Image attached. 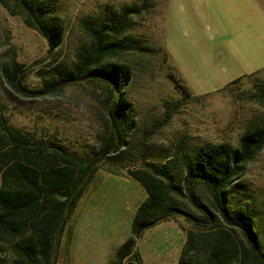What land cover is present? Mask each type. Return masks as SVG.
<instances>
[{
  "label": "rangeland",
  "instance_id": "1",
  "mask_svg": "<svg viewBox=\"0 0 264 264\" xmlns=\"http://www.w3.org/2000/svg\"><path fill=\"white\" fill-rule=\"evenodd\" d=\"M46 1L65 26L61 44L50 55L45 39L11 11V1L0 0V64L14 59L31 68L21 81L27 88H41L72 65L75 51L89 41L84 21L115 16L123 7L138 10L131 13L124 33L134 46L111 57L131 69L123 91L125 116L132 120L129 136L87 184L55 252L56 264H110L131 235L133 214L146 196L130 170L144 163L162 165L171 155L192 154L201 145L234 147L247 128L264 123L259 98L264 97V69L240 76L252 71L256 60L264 66V0H252L247 12L231 1L222 9L216 0ZM246 35L253 37L254 58L247 59ZM108 95L93 81L64 86L55 95L24 98L6 86L0 73V110L10 125L83 157L109 136ZM174 165L170 170L178 178L182 170ZM195 193L207 202L203 188L196 187ZM227 196L230 209H245L255 218L264 250V149ZM176 202L183 211L201 215L186 200ZM191 227L178 215L147 229L136 242L140 263L177 264ZM3 258L9 260L6 254Z\"/></svg>",
  "mask_w": 264,
  "mask_h": 264
},
{
  "label": "trees",
  "instance_id": "2",
  "mask_svg": "<svg viewBox=\"0 0 264 264\" xmlns=\"http://www.w3.org/2000/svg\"><path fill=\"white\" fill-rule=\"evenodd\" d=\"M10 1L11 11L21 14L24 23L45 39L46 55H50L63 40V20L46 0ZM137 11L123 7L114 17L84 21L87 45L75 51L72 65L60 78L46 81L41 88L21 83L31 68L14 59L1 62L4 83L24 98L55 95L62 87L81 82L100 83L109 92V136L91 156L83 157L10 125L0 110V264H56L57 243L87 184L100 164L125 146L132 120L125 116L123 91L131 69L111 57L134 46L124 33L131 13ZM259 98L264 101L262 94ZM262 149L264 123L247 128L234 147L201 145L192 154L171 155L162 165L144 163L143 168L130 170L146 196L134 212L131 235L117 248L110 264H141L137 240L147 229L178 215L192 227L186 230L177 264H264L257 221L245 209L232 210L227 204L229 189ZM176 162L182 170L178 178L170 170ZM196 187L205 191L206 203L198 198ZM177 198L199 209L201 215L183 211Z\"/></svg>",
  "mask_w": 264,
  "mask_h": 264
},
{
  "label": "crops",
  "instance_id": "3",
  "mask_svg": "<svg viewBox=\"0 0 264 264\" xmlns=\"http://www.w3.org/2000/svg\"><path fill=\"white\" fill-rule=\"evenodd\" d=\"M154 1H158V0H154ZM227 1H231L232 2V4H233V6H236L237 7V10H239L240 11V8H241V10L242 11H248V9L249 8H251V6H252V0H249V2H248V0H216V6H218L219 5V7L220 8H222V9H227V4H226V2ZM190 6H193L192 4H189ZM182 10H184V9H182ZM244 28V27H243ZM244 29H247V28H244ZM234 32V31H233ZM233 34V33H232ZM236 34V36H238V33H235ZM258 36H260V34L258 35ZM246 38H247V42L249 41V46H247V54H248V56H247V59H250V58H254L253 57V50L251 51V47H253V37L252 36H249L248 37V35H246ZM257 66H255V68L252 70V71H250L249 73H243V74H241L240 76H245L246 74H254V73H257V72H259V71H261V70H263L264 69V66H262V65H260L261 64V60H256V63H255ZM262 66V67H261ZM77 207V206H76ZM76 209L77 208H75L74 209V211H76ZM137 209V208H136ZM74 211H73V213H74ZM72 213V214H73ZM134 215V214H133ZM162 223H164V222H162ZM160 224V223H159ZM75 228L76 229H78V222L76 223V225H75ZM77 231V230H76ZM75 233V232H74ZM186 233V232H185Z\"/></svg>",
  "mask_w": 264,
  "mask_h": 264
}]
</instances>
